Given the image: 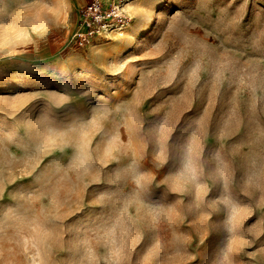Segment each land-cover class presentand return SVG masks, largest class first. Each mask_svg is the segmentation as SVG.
<instances>
[{"label":"rangeland","instance_id":"rangeland-1","mask_svg":"<svg viewBox=\"0 0 264 264\" xmlns=\"http://www.w3.org/2000/svg\"><path fill=\"white\" fill-rule=\"evenodd\" d=\"M0 0V264H264V0Z\"/></svg>","mask_w":264,"mask_h":264},{"label":"built area","instance_id":"built-area-1","mask_svg":"<svg viewBox=\"0 0 264 264\" xmlns=\"http://www.w3.org/2000/svg\"><path fill=\"white\" fill-rule=\"evenodd\" d=\"M77 15V29L71 38L78 48L103 38L123 23L120 0H90L78 9Z\"/></svg>","mask_w":264,"mask_h":264}]
</instances>
